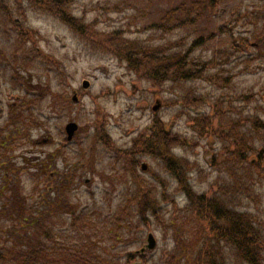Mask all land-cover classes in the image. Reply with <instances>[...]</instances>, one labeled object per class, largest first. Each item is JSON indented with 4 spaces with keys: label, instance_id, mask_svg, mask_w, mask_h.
I'll return each instance as SVG.
<instances>
[{
    "label": "rangeland",
    "instance_id": "1",
    "mask_svg": "<svg viewBox=\"0 0 264 264\" xmlns=\"http://www.w3.org/2000/svg\"><path fill=\"white\" fill-rule=\"evenodd\" d=\"M183 1L79 0L71 9L76 17L94 25L97 32L121 31L130 40L159 45L175 41L182 33L162 34L153 27ZM220 5L212 12L211 22L204 20L193 30L195 37L214 33L223 24L231 22L232 26L236 9L264 5V0H221ZM22 6L27 16L25 31L33 34L16 35L11 27L1 33L0 24V146L6 140L13 144L7 154L9 180L21 184L26 194L40 184L51 206L53 199L60 198L61 186L75 209L85 211L95 222L102 216L98 225L112 229L115 235H106L99 244L114 247L121 264H127V254H136L148 245L150 234L157 247L147 251L143 262L178 264V258L184 257L174 258L178 245L187 254L193 243L185 235L192 226L182 229L186 197L161 162L141 155L132 167L131 158L125 154L160 117L166 132L184 141L174 146V153L190 163L195 192L211 196L217 189L222 193L229 187L231 192V181L235 185L244 180L249 196L242 200L243 209L264 221V167L259 173L253 170L251 177L240 165L228 164L223 157L229 145L227 139L239 131L221 137L214 131L199 132L192 122L204 116L213 119L214 125L222 120L226 123L231 117L240 124L244 123L242 117L249 120V125L254 118L264 121V58L243 64L241 54L236 52L232 64L225 66L226 80L209 81L208 75L185 86L169 82L156 88L142 72L130 69L107 49H96L92 40L78 36L60 20L30 5ZM241 21L251 25L248 29L241 24L230 27L237 36L254 29L253 24L259 20ZM218 41L216 49L227 43L228 36L218 37ZM214 51L218 50L199 49L196 56L206 59ZM214 74L216 71L211 72V76ZM85 80L91 83L88 91L83 90ZM188 90L195 96L186 101ZM158 102L161 109L154 112ZM70 123L79 126L72 142L67 141L66 133ZM249 125L253 132L249 141L264 150V131L259 139L255 138L256 131ZM105 137L112 144L108 138L105 142ZM43 162L46 171L41 167ZM143 166L147 167L145 171ZM4 171H0V184L6 178ZM144 192L157 199L156 212L161 216L139 214L136 204ZM47 213L68 218L64 208L55 213L49 207ZM67 226L59 224L62 230ZM174 227L183 233L176 234Z\"/></svg>",
    "mask_w": 264,
    "mask_h": 264
},
{
    "label": "trees",
    "instance_id": "2",
    "mask_svg": "<svg viewBox=\"0 0 264 264\" xmlns=\"http://www.w3.org/2000/svg\"><path fill=\"white\" fill-rule=\"evenodd\" d=\"M77 1L79 0H0L1 33L6 32V27H11L16 35L33 34L25 31L24 20L27 16L22 6L30 5L34 10L60 20L78 36L92 40L96 49H107L127 63L130 69L142 72L156 88L169 82L185 86L203 80L208 75L209 81H214L213 78L216 81L226 80L225 66L232 64L236 52L241 54L243 64L250 63L251 59L264 58V5L239 7L233 12V27L241 24L248 29L247 26L251 24L241 20L258 18L259 21L253 24L254 29H249L248 33L237 36L230 29V22L220 26L214 33L195 37L193 30L204 20L212 21V12L218 10L221 0H185L167 11L153 27L162 34L182 33L175 41L170 39L169 42L156 45L151 41L130 40L121 31L97 32L94 25L85 23L73 14L71 7ZM250 9L253 11L250 12ZM221 36H228V41L216 49L214 46L219 43L218 37ZM211 47L218 50L211 57L202 59L196 56L199 49L211 50ZM212 71H216L213 76ZM191 91L188 90L186 101L191 95L195 96V92ZM212 120L204 116L200 120L192 119V122L199 132L214 131L221 137L226 132L238 130L235 133L237 136L227 139L229 145L223 154L225 162L240 165V169L251 177L254 176L253 170L259 173L258 170L264 167V150L257 149L249 141L253 133L248 127L249 120L242 117L244 123L240 124L231 117L226 123L222 120L217 125ZM250 122L251 130L256 131L255 138L259 139L264 131V121L254 118ZM106 138L108 137L103 139L105 142ZM183 142L180 137L169 135L158 117L150 131L134 140L131 151H125L132 160V167L136 157L141 155L151 156L161 162L186 197L188 204L181 213L184 215L182 229L192 226V232L189 230L185 235L193 243L188 247L187 254L178 245V253L174 258L184 256L178 258V264H264V221L258 215L243 209L242 200L249 196L245 181H237L235 185L231 181L234 192H229V187L222 193L221 189H217L211 196L196 193L190 181V163L174 153V146H180ZM108 143L112 144L109 138ZM12 145L6 140L0 146V171L5 169L6 177L0 184V264H121L116 259L114 247L108 249L99 244L106 240V235L112 236L115 232L98 225L102 216L95 222V218H91L85 211L75 209V205L62 193L61 186L58 187V198L61 200L53 199L54 204L51 206L50 201L47 203L46 190L41 189L40 184L34 185L36 191L34 189L26 194L21 184L9 180L11 171L8 173L7 154H10ZM51 159L54 160L52 157ZM41 167L46 171L45 162ZM36 171L39 172L40 169ZM35 192L38 193L37 197ZM236 192L237 195L234 194ZM144 194L136 204L139 214L152 212L155 217L161 216L156 212V206L159 205L157 199L151 196L149 198L148 192ZM49 207L55 213L64 208L68 218H55L59 214L48 215ZM99 223H102L101 220ZM59 224L69 226L62 230ZM174 229L176 234L183 233L175 227ZM136 258L146 264L143 262L144 257L137 253L127 254V264Z\"/></svg>",
    "mask_w": 264,
    "mask_h": 264
},
{
    "label": "water",
    "instance_id": "3",
    "mask_svg": "<svg viewBox=\"0 0 264 264\" xmlns=\"http://www.w3.org/2000/svg\"><path fill=\"white\" fill-rule=\"evenodd\" d=\"M90 88H91V83L89 81L85 80L83 82V90L88 91ZM73 101L77 102L78 97L74 96ZM160 109H161V104L158 102L153 110H154V112H158ZM78 130H79V126L76 123H70L67 125L66 133L68 136V141H70V142L73 141ZM146 169H147V167L143 166V170L145 171ZM156 247H157V243H156L155 237L153 234H150L149 238H148V245L146 247L142 248L140 251H138L137 254L141 255V256H145L147 251H149V252L154 251L156 249ZM136 264H142V262L139 261Z\"/></svg>",
    "mask_w": 264,
    "mask_h": 264
},
{
    "label": "flooded vegetation",
    "instance_id": "4",
    "mask_svg": "<svg viewBox=\"0 0 264 264\" xmlns=\"http://www.w3.org/2000/svg\"><path fill=\"white\" fill-rule=\"evenodd\" d=\"M8 143L10 144V140H8ZM51 176L53 177V174Z\"/></svg>",
    "mask_w": 264,
    "mask_h": 264
}]
</instances>
